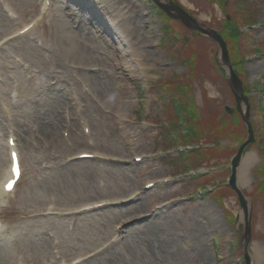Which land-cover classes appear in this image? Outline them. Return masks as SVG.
<instances>
[{
	"label": "rangeland",
	"instance_id": "rangeland-1",
	"mask_svg": "<svg viewBox=\"0 0 264 264\" xmlns=\"http://www.w3.org/2000/svg\"><path fill=\"white\" fill-rule=\"evenodd\" d=\"M45 1L0 0V153L7 159L2 167L0 158V178L10 135L24 168L1 211L0 264L82 258L83 264H245L246 217L250 261L257 264L253 246L264 248V194L257 192L264 163V0H172L222 35L248 97L241 110L249 113L255 141L243 157L254 153L257 160L250 183H236L249 216L228 187L248 131L229 70L219 65V45L155 0H50L43 12ZM117 10L127 12L129 34L116 31ZM168 106L181 137L190 115L202 116V131L210 116L224 125L198 145L173 144ZM97 112L101 124L92 119ZM56 114L67 125L52 122ZM48 118L52 127L42 131L38 121ZM83 151L99 158L79 164L74 157ZM190 152L207 159L204 168L188 170ZM149 183L156 186L146 189ZM101 201L109 205L79 213Z\"/></svg>",
	"mask_w": 264,
	"mask_h": 264
},
{
	"label": "water",
	"instance_id": "water-1",
	"mask_svg": "<svg viewBox=\"0 0 264 264\" xmlns=\"http://www.w3.org/2000/svg\"><path fill=\"white\" fill-rule=\"evenodd\" d=\"M166 1L167 3L164 4L162 3L161 0H155V2L158 4L160 9H162V11H164L169 17L175 20L181 21L190 30L198 34L208 36L212 40H214L219 45V49L222 55L221 60L218 58L219 65L225 66L229 70L230 78L228 79V83L236 97L239 113L243 119L244 124H246L247 131H248L247 140L239 147L238 153L232 161V176L230 179V188H232L234 192L237 194L240 205H241V210L244 211L245 216H249L248 199L246 198L243 191L238 187L236 183V180H237L236 173L240 165L241 159L247 147L250 144L254 143L255 141L252 125L249 121V113L247 111L246 114H244L241 110L242 103L246 102V104L248 105V97L244 94V88H243L242 82L240 81L238 75L236 74L232 65L230 64L229 53H228L226 42L224 41L222 36L219 34V32L216 30L209 29L206 26H204L203 23L193 18L188 12H186L183 8H181L179 5L174 3L172 0H166ZM226 111L230 115H234L235 113V109L229 108V107L226 108ZM250 222L251 221L246 217V225H245L246 227H245V233L243 235V238L246 242L244 246V250H245V257L247 259V264H251L249 253H248V247H247L250 241V237H251Z\"/></svg>",
	"mask_w": 264,
	"mask_h": 264
},
{
	"label": "bare ground",
	"instance_id": "bare-ground-1",
	"mask_svg": "<svg viewBox=\"0 0 264 264\" xmlns=\"http://www.w3.org/2000/svg\"><path fill=\"white\" fill-rule=\"evenodd\" d=\"M125 15H127V12L126 11H123V10L122 11L121 10H117L116 13H115V17H116L115 20H114V22L116 24L115 29H116V31L119 34H122V35L129 34L130 33V29H131V27H130L129 23L127 22V20L126 19L124 20L122 18V17L125 18ZM19 31L20 30H18L16 33H18ZM138 41H140V40L138 39ZM254 70L256 71L257 68H255ZM58 101H61V99H58ZM60 110H62V104L60 106ZM50 115H52V114H50ZM61 118H62V116H58L56 114V116L54 117V119L52 120V122H55V121L57 122L58 121L59 124H60V127L63 126V125H67V122L64 121ZM92 119H93V121H95L98 124H101L103 122L102 118L100 117L99 112H97V114L94 115V117ZM47 120H48V122H47ZM47 120L44 121V122L42 120L41 121H38V125L40 126V128H41L42 131H44V130L45 131L46 130L48 131V129H50L52 127V122L50 121V119L48 118ZM69 127H72V126L70 125ZM99 131H101V128L99 129ZM90 133H91V136H92L93 135L92 132H90ZM71 134H72V136L74 138L75 137V133H73V131H71ZM77 139H79V141L80 140L86 141L88 139V136H82V135L80 136V135H78ZM78 145H82V144H78ZM15 149L18 151V153H20L18 144L15 147ZM3 150H4V148H3ZM89 153L90 152L83 151V152H80L78 154H75V156H77V155H83V154H89ZM91 154H95V153H92L91 152ZM0 158H1L2 167L6 166L7 165V159L5 158V151L0 153ZM9 160H10V150L8 149V161ZM256 160H257V155L254 154V153H248V154H246V156H244L241 159L240 165H239V167L237 169L236 178H237V182L239 181V183L242 186H247L250 183L252 167L255 164ZM86 162H88V161L80 160V162H78V163L81 164V163H86ZM9 169H10V161L8 163V168L6 167L2 171L1 178H0L1 180H3L4 178L5 179L8 178V176H9ZM5 196H6V194L0 189V197L1 198H4ZM97 203H100V202H97ZM90 205H92V204H90ZM85 206H88V205H84L82 207H85ZM80 209L81 208H79V213L84 212V209L85 208H83L81 210V212H80ZM90 212H92V211H90ZM137 212H139V211H137ZM149 225L151 227H149V226H146V227L153 229L156 224L155 223H149ZM128 226H129L128 224L125 225L123 227V230L127 229ZM186 246H187L188 249H192V247H193L192 244H188V245L186 244ZM248 252H249V250H248ZM253 253H254V257L257 260V264H261L264 261V248L261 247V246H259V244H256L255 243V245L253 246ZM199 256H202L203 257L205 255L200 254ZM166 261H168V260H166Z\"/></svg>",
	"mask_w": 264,
	"mask_h": 264
},
{
	"label": "trees",
	"instance_id": "trees-1",
	"mask_svg": "<svg viewBox=\"0 0 264 264\" xmlns=\"http://www.w3.org/2000/svg\"><path fill=\"white\" fill-rule=\"evenodd\" d=\"M221 1V0H220ZM225 36V35H224ZM226 38V36H225ZM227 39V38H226ZM235 68V67H234ZM184 108V107H182ZM200 114V113H199ZM210 114V113H209ZM166 115H167V118H169L171 121L170 124H171V130L173 132H177L176 128H177V125L175 124V122L177 123V114L175 113L174 109H173V106H168L167 108V112H166ZM212 115V114H211ZM229 117H227L226 119H228ZM188 123V126H189V136L188 138H182L180 136V140H179V143H182V144H186V143H195V144H198L199 141H201V138H210L212 137L211 135L212 134H216V127L217 125H219L220 127H223L222 125L224 124H218L217 120L216 119H213L210 117L207 118V127L204 129V131H202V124L203 123H206L205 121L202 120V116L200 115H190L189 116V121L187 122ZM222 123H225V121H223ZM243 124L241 123V126ZM195 139V141H193L192 139ZM206 141H209L208 139ZM171 142L174 144V143H178L174 140H171ZM209 142H213V141H209ZM165 144L166 145H169L167 139L165 141ZM199 153V152H198ZM197 153H195L194 156L191 157V162L189 164V166L187 167L188 169L190 168H193V169H198L200 167H203L202 164H204L207 159H204L205 157H201V159L197 160L195 159L194 157L197 156L196 155ZM257 174H260V176L262 177V180L260 185L258 186V190L257 192H260V194H264V163L263 165L260 167L259 170H257ZM261 190V191H260ZM259 193L255 194V195H258Z\"/></svg>",
	"mask_w": 264,
	"mask_h": 264
},
{
	"label": "snow or ice",
	"instance_id": "snow-or-ice-1",
	"mask_svg": "<svg viewBox=\"0 0 264 264\" xmlns=\"http://www.w3.org/2000/svg\"><path fill=\"white\" fill-rule=\"evenodd\" d=\"M13 182L9 181L8 184H6V188L11 190Z\"/></svg>",
	"mask_w": 264,
	"mask_h": 264
}]
</instances>
